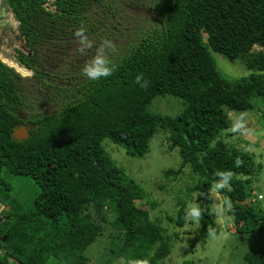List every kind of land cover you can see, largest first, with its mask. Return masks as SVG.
<instances>
[{
	"label": "trees",
	"instance_id": "obj_1",
	"mask_svg": "<svg viewBox=\"0 0 264 264\" xmlns=\"http://www.w3.org/2000/svg\"><path fill=\"white\" fill-rule=\"evenodd\" d=\"M6 3L25 40L19 62L35 79L29 82L0 58V179L6 170L30 176L41 191L30 211L13 206L4 215L3 210L0 264H47L51 258L87 264L85 253L102 235L98 218L105 211L114 214L113 228L122 234L118 255L126 264L163 261L172 246L149 212L137 206L143 189L101 148L108 138L142 157L160 130L169 133L170 148L183 159L166 176L177 178L187 165L198 176L193 192L201 193L200 228L191 246L218 232L212 190L231 203L228 212L238 233L256 231L264 216L245 203L255 161L219 137L232 124L228 110L252 113L256 98L264 104V0H52L54 10L46 9L45 0ZM136 10L151 11L157 25L138 32L129 20ZM81 25L93 41L84 53L77 51L73 35ZM104 39L112 42L104 53L116 71L89 81L81 68ZM255 46L261 50L248 52ZM210 50L230 62L240 60L254 73L226 75ZM138 72L147 88L135 85ZM167 94L184 100L177 117L148 110L156 97ZM40 98L60 106L54 113H34L31 104ZM25 121L29 136L18 140L14 133ZM185 222L181 204L177 225ZM246 260L264 264V253L251 250Z\"/></svg>",
	"mask_w": 264,
	"mask_h": 264
},
{
	"label": "rangeland",
	"instance_id": "obj_2",
	"mask_svg": "<svg viewBox=\"0 0 264 264\" xmlns=\"http://www.w3.org/2000/svg\"><path fill=\"white\" fill-rule=\"evenodd\" d=\"M9 10L12 27L7 29L3 44V48L8 52L1 50L0 58L4 63L12 62L24 68L19 62L18 51L26 53L25 40L16 30V27L20 26L19 21L10 7ZM12 20H15V24ZM129 20L130 24H137L138 32L150 30L158 23L157 17L146 10L131 12ZM10 46L16 48L12 49ZM259 50L261 48L255 46L251 51ZM210 51L218 67L226 75L240 78L254 73L240 60L230 62L219 53ZM27 71L30 73L25 76L27 80L34 81L35 73ZM58 104L47 98H40L31 104V111L54 113L60 102ZM253 104L255 109L252 113L228 110L232 124L229 129L221 132L219 139L253 157L256 171L250 177L251 197L245 203L261 210L264 216V104L261 98L253 99ZM183 108L182 98L167 94L156 97L148 110L177 117ZM29 127V124H23L18 129L24 128L28 132ZM168 137V132L160 130L150 142V151L142 157L128 154L123 146L108 138L101 144L102 150L115 161L120 170L143 189L144 198L136 201L137 206L149 212L151 221L162 228L172 246L171 253L159 264H249L246 256L251 250L264 253V220L259 223L256 231L249 234L238 233L235 219L228 212L231 203L215 190L210 192L211 213L218 232L211 231L204 241L191 246V240L197 236L200 228L199 219L193 214V209L198 210L201 200V193L193 192L198 176L192 172L189 165L177 178L166 176L167 171L178 170L183 162L179 150L170 148ZM3 178V181L0 179V205L5 207L4 215L13 206L18 212L32 210L41 191L35 181L30 176L13 175L7 170L3 173ZM181 204L185 206L186 211L184 227L177 225ZM104 214L101 220L98 218V221L103 223L102 235L85 253L87 264H126L125 259L118 255L123 237L113 228L114 214L111 211H105ZM0 218L3 219L2 213ZM10 264L18 263L11 260ZM47 264L66 263L51 258Z\"/></svg>",
	"mask_w": 264,
	"mask_h": 264
},
{
	"label": "clouds",
	"instance_id": "obj_3",
	"mask_svg": "<svg viewBox=\"0 0 264 264\" xmlns=\"http://www.w3.org/2000/svg\"><path fill=\"white\" fill-rule=\"evenodd\" d=\"M86 28L81 25V27L74 30V37L77 38L79 47L77 49L78 52L84 53L85 50H89L93 48V41L89 40L86 33ZM108 47H112V42L108 39H104L101 41V44L97 46L96 53L89 59L86 60L81 68V73L85 76L89 81H98L102 78H108L113 75L116 71L117 66L111 61V59L105 55L104 49ZM134 83L139 88L144 89L148 87V81L145 79L144 74L142 72H138L134 77ZM218 175L224 176L225 181L228 178L227 174L218 173ZM221 185H217L220 187ZM194 215H199L198 210L193 209Z\"/></svg>",
	"mask_w": 264,
	"mask_h": 264
},
{
	"label": "water",
	"instance_id": "obj_4",
	"mask_svg": "<svg viewBox=\"0 0 264 264\" xmlns=\"http://www.w3.org/2000/svg\"><path fill=\"white\" fill-rule=\"evenodd\" d=\"M10 12L8 11V9L6 7H1V17L4 21H6L9 18ZM20 23V22H19ZM17 32L21 35V28L20 26L16 27ZM253 47H250L248 52H250L252 50ZM6 65H8L9 67L13 68L18 74H20L21 76L25 77L26 75L22 74L20 71H18V69L12 65L9 64L7 62H5ZM24 69L27 71V69L24 67ZM29 136V133L27 131H25L24 128L21 129H17L14 133V137L18 140H23L24 138H27ZM2 221V219L0 218V222ZM1 239V238H0Z\"/></svg>",
	"mask_w": 264,
	"mask_h": 264
},
{
	"label": "crops",
	"instance_id": "obj_5",
	"mask_svg": "<svg viewBox=\"0 0 264 264\" xmlns=\"http://www.w3.org/2000/svg\"><path fill=\"white\" fill-rule=\"evenodd\" d=\"M1 7H6L8 9V11L10 12L9 10V6L8 4L5 2V0H0V15H1ZM11 14V13H10ZM8 20V21H7ZM6 21H4L2 19V17L0 16V51L3 50L5 53H7L8 51L6 50V48H3L4 47V40H5V34H6V31L7 29H9L11 26L10 24V15H9V18L7 19ZM2 29V30H1ZM5 29V30H4ZM11 47V46H10ZM12 49L16 48V46L14 47H11ZM5 207L3 205H0V214L3 212V209Z\"/></svg>",
	"mask_w": 264,
	"mask_h": 264
},
{
	"label": "built area",
	"instance_id": "obj_6",
	"mask_svg": "<svg viewBox=\"0 0 264 264\" xmlns=\"http://www.w3.org/2000/svg\"><path fill=\"white\" fill-rule=\"evenodd\" d=\"M52 0H45L44 6L46 7L47 10H54L55 6L52 5Z\"/></svg>",
	"mask_w": 264,
	"mask_h": 264
},
{
	"label": "flooded vegetation",
	"instance_id": "obj_7",
	"mask_svg": "<svg viewBox=\"0 0 264 264\" xmlns=\"http://www.w3.org/2000/svg\"><path fill=\"white\" fill-rule=\"evenodd\" d=\"M128 30V29H127ZM25 120H27V119H25ZM24 124H29V122L28 121H25V123Z\"/></svg>",
	"mask_w": 264,
	"mask_h": 264
},
{
	"label": "bare ground",
	"instance_id": "obj_8",
	"mask_svg": "<svg viewBox=\"0 0 264 264\" xmlns=\"http://www.w3.org/2000/svg\"><path fill=\"white\" fill-rule=\"evenodd\" d=\"M14 64H16V63H14Z\"/></svg>",
	"mask_w": 264,
	"mask_h": 264
}]
</instances>
